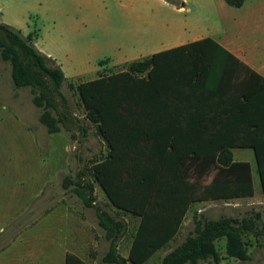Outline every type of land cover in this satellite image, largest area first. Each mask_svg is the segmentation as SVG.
Listing matches in <instances>:
<instances>
[{"label": "trees", "instance_id": "trees-1", "mask_svg": "<svg viewBox=\"0 0 264 264\" xmlns=\"http://www.w3.org/2000/svg\"><path fill=\"white\" fill-rule=\"evenodd\" d=\"M225 2L239 8L244 0ZM37 36L0 23V62L10 65L15 89H31L33 104L41 110L39 121L49 134H57L71 122L62 93L66 77L36 47ZM253 76L257 74L234 54L204 38L77 86L85 119L96 126L108 154L88 171L93 182H86L83 171L66 178L64 188L94 209L109 241L103 263L144 264L175 239L195 204L252 197L251 165L234 161L233 149L254 151L264 193V103L258 97L264 85ZM79 129L86 135L81 124ZM95 184L119 216L140 219L128 258L118 252L124 223L97 205ZM247 235L264 237V212L197 220L161 264L210 259L219 264L216 242L222 239L227 258L249 261ZM66 264L86 263L69 253Z\"/></svg>", "mask_w": 264, "mask_h": 264}, {"label": "rangeland", "instance_id": "rangeland-1", "mask_svg": "<svg viewBox=\"0 0 264 264\" xmlns=\"http://www.w3.org/2000/svg\"><path fill=\"white\" fill-rule=\"evenodd\" d=\"M184 3V12H177ZM235 12L224 0H0V22L24 36L36 32L41 52L56 59L65 70L68 79L62 93L68 100L71 116V122L60 133L49 134L39 121L41 110L33 104L31 89H15L10 65L0 62V250L38 220L45 225L44 215L54 210L51 226L60 229L64 222L62 214L69 209V220L86 216L93 222V236L98 240L100 236L104 238L94 209L84 207L71 189L64 188L66 178L75 179L83 171L86 182H93L88 171L108 154L96 126L85 119L77 86L125 71L127 61L147 57L173 43L181 28L189 32L187 39L214 38L209 33L211 26L235 35L239 30L227 21ZM107 59L109 65L100 67ZM80 124L87 129L86 135L80 132ZM252 156L250 150L235 152L236 159L244 157L251 161ZM253 176L260 191L254 163ZM94 186L97 205L125 223L124 215L119 216L110 206L100 186ZM231 201L195 204L175 239L148 264L155 263L167 249L180 246L197 220L242 219L264 212V201L259 205H250L251 201L235 205ZM137 227L138 220L127 215V232L119 243L121 253H125ZM244 239L250 260L227 258L226 242L222 239L216 242L222 258L219 264H264V237L247 235ZM108 248V243L98 248L100 264H104L102 256ZM199 264L215 263L210 259Z\"/></svg>", "mask_w": 264, "mask_h": 264}, {"label": "crops", "instance_id": "crops-1", "mask_svg": "<svg viewBox=\"0 0 264 264\" xmlns=\"http://www.w3.org/2000/svg\"><path fill=\"white\" fill-rule=\"evenodd\" d=\"M225 4L229 6L226 2ZM184 6L185 3L182 4L181 7L176 9L177 12L180 13L184 12ZM232 8L236 9L235 16L232 17L230 20L227 19V21L231 22L234 26H236L237 30H239L236 31L235 35L229 34L228 31L221 32L219 28L217 27L213 28V26H211L212 29L210 30L209 33H211L212 36H214V38L198 36V37H192L191 39H187L189 36V32L187 31L186 28L184 29L181 28L177 32L178 36L173 43H171L167 47H163L162 49L153 51L147 57L204 38H212L216 42H218L221 46H223L225 49H227L232 54H234L237 58H239L243 63L249 66L257 74V76L252 77L255 83H257L258 85H264V0H244V3L241 7L239 8L232 7ZM0 23L5 24L3 21H1ZM38 38L39 36H37L35 40V45L39 49L36 43ZM46 56L53 59L49 55ZM139 59H143V57ZM139 59H135V60H139ZM53 60L61 67L65 75V70L62 68V66L57 62L56 59ZM135 60L127 61L126 63ZM109 63L110 60L107 59L104 60L102 65L100 63L99 66L103 68L104 65L108 66ZM66 79L68 78L66 77ZM258 94H259L258 95L259 101L261 103H264V90L259 91ZM239 150L252 151L253 156L251 161H249L248 159H243L244 157L242 159H236L235 152ZM232 153H233L234 161L248 162L251 165L252 173H253V163H254L257 171L256 156L253 150L236 148L233 149ZM244 201H251L250 205H259L260 203H262V201H264V193L262 192L261 182H260V191H258L256 189L255 181H254V195L252 197L233 199L231 202H233L235 205L238 204L241 205L242 203H244ZM212 202L213 201H211V203ZM108 203L110 204L109 200ZM54 211H50L49 213L44 215V220H46L45 225L41 224V219L38 220V223L36 225L31 227L30 229H27L26 231H23L22 233H19L7 247L1 249L0 264H66V258L69 253L78 256L86 264H100L99 256L96 255L97 250L99 247L105 245L106 243H108L109 245V241L106 240L105 236H104L105 239L104 238L101 239L102 236H100L99 240L95 236H93L92 234V229H94L93 222L88 218H85L86 216L84 215L81 216L79 215L77 219L71 221L69 220L70 210L66 209L65 214L64 215L62 214L64 218V222H62L60 229H58L55 226H51L52 225L51 217ZM124 218H125L124 233H126L127 214H124ZM135 219L138 220V226H139L140 219L139 218H135ZM42 227L43 229H41ZM135 234L136 232L132 235L131 239L129 240L125 253L120 252L119 243L121 240L119 241L118 252L122 257L124 258L129 257ZM162 250H164V248L157 251L144 264H148L150 261H152L154 257ZM172 250L173 249L170 248L167 249L164 255L160 259H157L153 264H161L163 258ZM107 252L108 250L106 251V253ZM105 254L102 256V259L105 256Z\"/></svg>", "mask_w": 264, "mask_h": 264}]
</instances>
